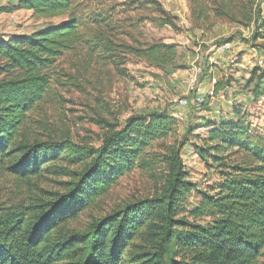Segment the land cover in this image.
Here are the masks:
<instances>
[{
	"label": "trees",
	"instance_id": "obj_1",
	"mask_svg": "<svg viewBox=\"0 0 264 264\" xmlns=\"http://www.w3.org/2000/svg\"><path fill=\"white\" fill-rule=\"evenodd\" d=\"M189 1L193 15L195 7L201 10L211 2ZM137 2L165 14L154 0ZM262 2L212 0L211 11L246 28L252 26L250 39L260 41L255 48L264 50ZM16 9L41 19L67 21L37 33L0 38V168L28 180L60 161L64 153L75 151L68 141L32 138L26 127L48 91L49 68L84 41L72 0H18ZM163 24L173 26L170 21ZM122 47L127 55L156 68L173 67L177 56L174 44ZM257 74L263 78L257 67L250 82ZM225 82L221 76L216 92L228 86ZM234 112L238 120L209 125L212 130L205 140L195 137L196 154L220 176L218 184L204 190L188 181L181 159L192 129L177 141L178 122L171 115L154 111L128 117L118 130L99 121L106 125L107 133L96 149L78 150L76 163L81 168L68 173L70 181L63 185V193L54 194L49 201L38 199L25 210L13 208L0 218V264H124L126 257L131 264H262L264 134L253 121L241 117L240 111ZM166 140L173 143L166 144L159 155L163 175L151 197L126 202L93 219L85 234L68 229L119 178L136 168H148L146 157L152 145ZM237 154L242 156L241 163L227 162ZM194 190L200 201L190 209L187 199Z\"/></svg>",
	"mask_w": 264,
	"mask_h": 264
},
{
	"label": "rangeland",
	"instance_id": "obj_2",
	"mask_svg": "<svg viewBox=\"0 0 264 264\" xmlns=\"http://www.w3.org/2000/svg\"><path fill=\"white\" fill-rule=\"evenodd\" d=\"M72 1L84 42L63 53L49 68L48 91L30 114L26 130L42 142L68 141L75 153H64V158L28 180L17 179L0 168V218L13 208L25 210L38 199L49 201L54 194L63 193V185L70 181L68 173L81 168L76 163L78 150L96 149L107 133L106 125H99V121L118 130L128 117L154 111L172 116L175 99L193 97L189 82L194 70L200 85L208 86L212 78L223 76L228 86L213 100L208 99L205 106L184 110L186 118L178 123L177 141L192 129L181 150L188 181L198 190L218 184L217 170L204 165L194 150L195 137L205 140L212 130L209 125L238 120L235 110L248 122L253 121L264 134V68L258 67L263 78L259 79L257 74L250 82L257 68L251 52L254 50L258 57H264V50L255 48L261 42L247 39V28L237 21L216 16L211 11L212 0L201 10L195 7V15L189 0H154L165 14L152 6L140 7L137 2L147 0ZM17 4L18 0H0L1 39L37 33L67 22L65 18L41 19L32 12L16 9ZM260 12L264 18V2ZM164 21H170L173 26L163 24ZM156 42L176 45L173 67H151L127 55L122 47L146 48ZM222 42H229L233 49L224 56L228 64L220 70L216 64L221 62L216 47ZM168 143L173 140L153 144L146 157L149 167L136 168L119 178L107 195L70 222L68 229L85 234L93 219L106 216L126 202L151 197L161 183L163 167L159 155ZM241 161L240 154L227 160L233 165ZM187 200L190 209L197 206L200 198L196 190ZM259 261L264 264V253ZM124 264H131L129 257Z\"/></svg>",
	"mask_w": 264,
	"mask_h": 264
},
{
	"label": "built area",
	"instance_id": "obj_3",
	"mask_svg": "<svg viewBox=\"0 0 264 264\" xmlns=\"http://www.w3.org/2000/svg\"><path fill=\"white\" fill-rule=\"evenodd\" d=\"M246 33L248 34L247 39L251 38V35L253 33V27H248L246 29ZM232 45L229 42H222L217 45L216 47V54L223 57L226 55H229L232 53ZM253 49V48H252ZM251 59L255 61V64L259 68H264V57L261 56L258 57L256 51L252 50L251 52ZM224 60H226L224 58ZM230 62H235L234 59H230ZM219 67L220 70H222L223 67H226L228 63L226 62H220L219 64L216 63ZM198 72H201V69H198ZM197 76V70H194L191 74L190 82H189V91L193 93L192 99H188L186 97H179L175 99L174 104L176 106V109L174 113L172 114V117L179 123L184 121L186 118V115L184 113V110L187 108H190L192 106H202L208 99L213 100L218 92L215 90V85L219 81V78H212L209 82L208 86H203L202 84L200 85L197 82L196 79Z\"/></svg>",
	"mask_w": 264,
	"mask_h": 264
},
{
	"label": "crops",
	"instance_id": "obj_4",
	"mask_svg": "<svg viewBox=\"0 0 264 264\" xmlns=\"http://www.w3.org/2000/svg\"><path fill=\"white\" fill-rule=\"evenodd\" d=\"M218 59H219V60H221V62H226V63H227V61H226V60H224V58H223V57H221V56H218Z\"/></svg>",
	"mask_w": 264,
	"mask_h": 264
}]
</instances>
